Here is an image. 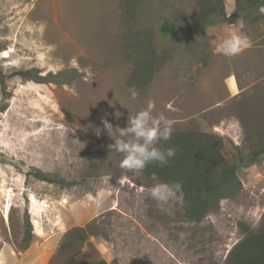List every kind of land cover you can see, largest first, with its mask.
Wrapping results in <instances>:
<instances>
[{
	"label": "rangeland",
	"instance_id": "rangeland-1",
	"mask_svg": "<svg viewBox=\"0 0 264 264\" xmlns=\"http://www.w3.org/2000/svg\"><path fill=\"white\" fill-rule=\"evenodd\" d=\"M122 1L0 0V73L11 95L0 111V264H66L72 254L90 263L224 264L242 238L239 224L255 230L264 221V167L240 169L239 195L195 224L181 204L154 200L153 182L120 167L122 154L108 148L114 141L102 123L126 127L152 101L154 116L173 121L172 132L214 133L228 162L247 158L242 138L264 126V22L247 33L250 47L225 57L217 45L226 25L242 21L225 6L214 25L171 36L160 33L162 18L191 23L199 0ZM139 33L168 60L132 100L128 45ZM19 70L55 79L9 77ZM226 80L232 93L236 84L244 91L230 96ZM34 171L72 185L26 181ZM24 216L33 235L25 251ZM76 228L94 235L79 251L61 250Z\"/></svg>",
	"mask_w": 264,
	"mask_h": 264
},
{
	"label": "trees",
	"instance_id": "trees-1",
	"mask_svg": "<svg viewBox=\"0 0 264 264\" xmlns=\"http://www.w3.org/2000/svg\"><path fill=\"white\" fill-rule=\"evenodd\" d=\"M132 1L123 0L122 6H127ZM199 7L200 11L191 17V23L171 25L166 18H162L160 33L171 36L192 34L198 26L214 25L216 20L213 15L224 11L223 0H199ZM262 9H264V0H234L233 15L242 19L246 34L251 31V27L255 28L264 22ZM128 47L129 59L133 66L126 80V87L129 90L134 88L137 92H143L168 60V56L165 52L157 53L152 36L146 33L133 35ZM9 77H18L22 82L37 84L52 83L55 79L52 75L45 78L37 77L30 70L15 71ZM0 97V111L3 112L7 109L11 95L7 90L6 77L2 73H0ZM246 141L248 157L239 156L235 163L226 159L223 153L224 140L219 135L193 131L172 132L171 139L160 141L159 146L174 148L175 156L169 159L165 166L156 163L147 165L140 175L151 182H153L151 179L153 173L164 183L181 182L184 192V200L181 204L183 218L198 224L208 214L216 212L222 200L234 199L239 195L242 185L237 176L238 171L256 165L259 158L264 155V128ZM24 177L26 181L32 177L49 185L57 184L62 189L72 185L62 179L52 180L40 171L25 173ZM239 226L242 238L228 251L224 264H264V221L255 230L244 224ZM87 228H76L73 232H69L60 249L79 251L88 236L94 235L93 233L86 235ZM23 229V237L19 245L20 249L25 251L33 239L28 216H24ZM66 264L107 263L103 259L91 263L80 262L76 259V255L72 254Z\"/></svg>",
	"mask_w": 264,
	"mask_h": 264
},
{
	"label": "clouds",
	"instance_id": "clouds-1",
	"mask_svg": "<svg viewBox=\"0 0 264 264\" xmlns=\"http://www.w3.org/2000/svg\"><path fill=\"white\" fill-rule=\"evenodd\" d=\"M227 36L217 45V51L225 57H234L245 48L251 46L248 35L244 32V24L237 21L235 24L227 25ZM131 99L135 100L138 92L130 89ZM155 105L149 101L147 107L138 111L135 115L128 116L126 127H116L106 119L102 123L107 135L114 141L108 145L110 151L122 154L120 167L131 173L139 175L151 163L159 166L167 165L169 159L175 156L176 150L172 147L162 148L160 141H169L173 131V121L162 113L153 115ZM153 181L149 189L151 197L160 204L174 200L182 204L184 192L181 182L175 181L164 183L153 173Z\"/></svg>",
	"mask_w": 264,
	"mask_h": 264
},
{
	"label": "crops",
	"instance_id": "crops-1",
	"mask_svg": "<svg viewBox=\"0 0 264 264\" xmlns=\"http://www.w3.org/2000/svg\"><path fill=\"white\" fill-rule=\"evenodd\" d=\"M225 1H226V4L224 3V6H225L226 10L228 9V10H230L231 13H234V0H225ZM262 13L264 14V9H262ZM238 20H239V19H237V20L235 21V23H236ZM226 26H227V25H226ZM244 32H245V31H244ZM245 50H246V49H245ZM229 78H231V77H229ZM229 78H228V79H229ZM228 79H227V80H228ZM227 80L224 81V82H225V86H226L227 93H228L230 96H231V95H236L237 93L239 94L238 91H244V90L240 89V88L238 87V85L236 84L237 92H236V93H232L231 90H230V88H229V86H228V84H227ZM235 83H236V81H235ZM258 113H260L261 116L263 117L264 112L259 111ZM261 121H262V118L260 117V118L258 119V124H260ZM263 128H264V126H263L261 129L256 130L255 132H251V133L245 134L244 137L242 138L241 145H242L243 147H245V146L247 145V141H246V139H247V138L252 139L253 134L259 132V131L262 130ZM256 165H257V166H260V167H264V155L261 156V157L259 158L258 163H257Z\"/></svg>",
	"mask_w": 264,
	"mask_h": 264
}]
</instances>
